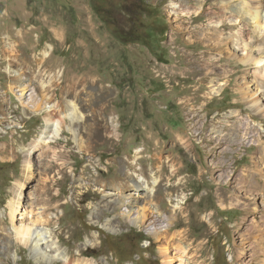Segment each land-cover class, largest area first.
<instances>
[{"label":"rangeland","instance_id":"374dc122","mask_svg":"<svg viewBox=\"0 0 264 264\" xmlns=\"http://www.w3.org/2000/svg\"><path fill=\"white\" fill-rule=\"evenodd\" d=\"M224 1L0 0V264H62L18 234L40 226L75 264H264V103L261 117L229 49L243 0ZM72 76L97 81L73 99ZM62 100L81 108L76 138L65 118L40 143L42 108Z\"/></svg>","mask_w":264,"mask_h":264},{"label":"bare ground","instance_id":"6f19581e","mask_svg":"<svg viewBox=\"0 0 264 264\" xmlns=\"http://www.w3.org/2000/svg\"><path fill=\"white\" fill-rule=\"evenodd\" d=\"M253 1L254 0H243V2H242V7L244 9H246V17H243L242 14H240V16H239V13H240L239 9L242 10V8H239V9H238V7L236 9L234 8V11H235L234 15L237 16L236 13H238L240 24L238 26V30L236 32L235 37L231 40V45H230L229 49H230V52L232 53L231 57L235 62H237L241 65L249 66L252 68L251 78H249V79L251 80L252 85H253V86H251V88L253 89V93L251 95V98L249 99V102H250L251 107L256 111V114H258L262 117L263 113H262V110H260V105L262 103H264V93H262V91H260V89H261L260 87L261 86L263 87V85H264L263 84V82H264V51H259L258 47L255 48V45L253 44V40L248 39V37H249L248 33L250 31H253V29L251 30V27H250V25H252V24H254V26L258 27V30H259L258 32L254 30L255 32H257L256 35L259 33L260 34L262 33V31L264 30V14L261 12L259 13L257 10L254 12H252L253 10H251L250 13L247 12V9H250V7H252L253 9L255 8L252 4ZM221 2L224 5L227 3L224 0H221ZM173 4H175V3H173ZM261 22L263 25L259 24ZM256 23H257V25H256ZM222 27H224V24H222ZM246 40H247V42H246ZM255 44L257 45L256 40H255ZM255 51L257 52L258 57L254 56ZM239 54L240 55H246V57L245 58L237 57V55H239ZM43 55L45 56V53H43ZM259 55H260V57H259ZM85 81H91L93 83V82H96L97 80H94L93 76H90V77L72 76L70 79H68V81L67 80L62 81L61 93L66 94L68 97H73V99H75L78 96L77 91H76L77 88L81 84H84ZM48 85H49V83H47L46 85L44 84V82L42 83V86L45 89ZM99 91H100L101 95L104 94V89L101 86H99ZM60 106H65L67 112L65 111L66 113H64V114L61 113L59 111ZM42 109H45L46 115L44 118L45 128L43 129L42 135L40 136V140H39V142L41 141L40 143H46V145H49L50 142L54 143V140L57 139L62 134L63 125H64L63 121L65 118H68L70 120L69 126H67V128H68V130H70L74 134V136L76 138L77 130H78L77 124L79 123V121L82 119V116H83L80 113L81 108L78 107V103L76 101H74V100L63 101L62 100L61 102L60 101L56 102L50 106L49 105L44 106ZM263 116H264V114H263ZM258 124H260V123H258ZM238 126H239V124H238ZM258 133L259 132H258L257 128H254V134L258 135ZM258 141H260V140H257V143H258ZM39 145L40 144L38 142H35L32 145H30L28 150L24 151V156H25L24 165H25V169L27 170V172L30 170L31 161H33V159H35V155H36V153H38L37 148ZM262 146H263V144H262ZM261 148L264 151V146ZM36 162H37L38 166L41 165L39 156L36 157ZM143 180L144 179L142 176L137 179L136 184H139L141 187V189H140V187L138 185H136V189H137L136 191L137 192L144 191L143 185L145 184L146 181L144 182ZM20 188H23V187L22 186L17 187V193L18 194H20L19 193ZM220 202H222V201H220ZM130 210H127V211H130ZM129 217L131 218L133 216H129ZM133 223L137 224L136 219L133 220ZM109 228L112 229L111 224H109ZM166 233H167V235H169L170 231L168 230V231H166ZM18 234L21 236L24 245L27 246L28 248H30V251L34 253V256L36 257V259H39L40 261L60 259L62 264H75L74 263L75 257L69 256L65 251L61 250V248L58 245V242L52 236V231L50 229L45 228L43 226H40V227L34 228L32 230V234H29L28 229L23 230L21 232L18 231ZM165 239L169 240V243L166 244L169 250L172 246H174V248L172 250H175L178 253L181 251L179 246L173 243L170 236H165ZM166 242H168V241H166ZM203 247L204 246L202 244L198 245V249L196 251L200 253L204 249ZM165 250L163 251L164 255H166ZM165 260H166V258H165ZM81 262L82 263H80V264H98L95 261H81ZM164 264H171V262L170 261L168 262V259H167V261Z\"/></svg>","mask_w":264,"mask_h":264},{"label":"built area","instance_id":"2783aa9c","mask_svg":"<svg viewBox=\"0 0 264 264\" xmlns=\"http://www.w3.org/2000/svg\"><path fill=\"white\" fill-rule=\"evenodd\" d=\"M248 121H249V120H247V121H246L247 123H245L246 126H249V122H248ZM254 128H255V127H253V126H250L249 128L247 127V129H249V130L247 131L246 134L255 135V134H254ZM259 129H260L261 131H263L264 126L262 125L261 127H259Z\"/></svg>","mask_w":264,"mask_h":264}]
</instances>
